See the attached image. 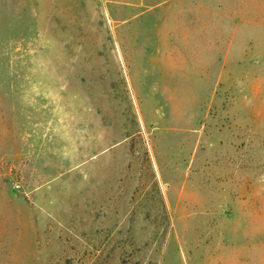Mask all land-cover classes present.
<instances>
[{
  "label": "rangeland",
  "instance_id": "obj_1",
  "mask_svg": "<svg viewBox=\"0 0 264 264\" xmlns=\"http://www.w3.org/2000/svg\"><path fill=\"white\" fill-rule=\"evenodd\" d=\"M0 264H264V0H0Z\"/></svg>",
  "mask_w": 264,
  "mask_h": 264
}]
</instances>
